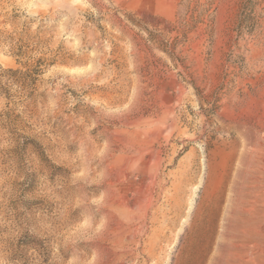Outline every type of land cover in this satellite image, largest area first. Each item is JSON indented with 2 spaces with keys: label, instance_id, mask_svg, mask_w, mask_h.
Instances as JSON below:
<instances>
[{
  "label": "rangeland",
  "instance_id": "obj_1",
  "mask_svg": "<svg viewBox=\"0 0 264 264\" xmlns=\"http://www.w3.org/2000/svg\"><path fill=\"white\" fill-rule=\"evenodd\" d=\"M244 159L264 0H0V264H198Z\"/></svg>",
  "mask_w": 264,
  "mask_h": 264
},
{
  "label": "bare ground",
  "instance_id": "obj_2",
  "mask_svg": "<svg viewBox=\"0 0 264 264\" xmlns=\"http://www.w3.org/2000/svg\"><path fill=\"white\" fill-rule=\"evenodd\" d=\"M243 166L211 209L198 264H255L258 228L264 221V174L262 165L252 161H243Z\"/></svg>",
  "mask_w": 264,
  "mask_h": 264
},
{
  "label": "trees",
  "instance_id": "obj_3",
  "mask_svg": "<svg viewBox=\"0 0 264 264\" xmlns=\"http://www.w3.org/2000/svg\"><path fill=\"white\" fill-rule=\"evenodd\" d=\"M18 55H21V54H18Z\"/></svg>",
  "mask_w": 264,
  "mask_h": 264
}]
</instances>
